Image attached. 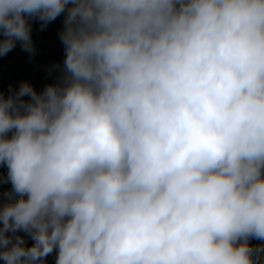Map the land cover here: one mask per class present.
I'll return each mask as SVG.
<instances>
[{"label": "clouds", "instance_id": "9594fccd", "mask_svg": "<svg viewBox=\"0 0 264 264\" xmlns=\"http://www.w3.org/2000/svg\"><path fill=\"white\" fill-rule=\"evenodd\" d=\"M61 15L0 91V264H264V0H0V57Z\"/></svg>", "mask_w": 264, "mask_h": 264}, {"label": "rangeland", "instance_id": "374dc122", "mask_svg": "<svg viewBox=\"0 0 264 264\" xmlns=\"http://www.w3.org/2000/svg\"><path fill=\"white\" fill-rule=\"evenodd\" d=\"M63 15L51 22L46 29L40 30V22L32 21V39L35 47V54L24 51L17 43L16 47L6 56L0 57V91L8 94L9 85L18 89L23 81L30 82L39 92L50 83H55L59 74L55 65H62L64 60V48L59 39V31L62 28ZM7 167L0 166V176L6 177ZM11 190L10 183L0 184V202L7 199L4 195ZM27 245L33 241L26 234L21 232ZM255 244L257 241L252 240ZM47 264H55V252L47 258Z\"/></svg>", "mask_w": 264, "mask_h": 264}, {"label": "trees", "instance_id": "16d2710c", "mask_svg": "<svg viewBox=\"0 0 264 264\" xmlns=\"http://www.w3.org/2000/svg\"><path fill=\"white\" fill-rule=\"evenodd\" d=\"M2 60L0 59V62H1Z\"/></svg>", "mask_w": 264, "mask_h": 264}]
</instances>
